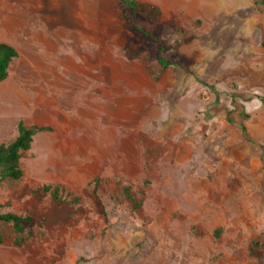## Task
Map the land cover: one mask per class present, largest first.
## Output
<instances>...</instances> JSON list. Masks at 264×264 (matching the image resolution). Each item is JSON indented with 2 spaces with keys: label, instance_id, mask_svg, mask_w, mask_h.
I'll list each match as a JSON object with an SVG mask.
<instances>
[{
  "label": "rangeland",
  "instance_id": "374dc122",
  "mask_svg": "<svg viewBox=\"0 0 264 264\" xmlns=\"http://www.w3.org/2000/svg\"><path fill=\"white\" fill-rule=\"evenodd\" d=\"M149 1L160 16L134 15L135 30L121 0H0V41L17 51L0 82V144L19 121L50 125L51 87L96 84L105 68L125 96L120 135L138 153L66 155L55 133L35 134L22 177L0 185V214L30 220L20 236L0 223V264L33 261L35 251L53 262L67 249L86 259L88 238L111 264H264V5ZM141 31L160 41L166 68ZM174 38L182 42L168 43ZM190 41L199 48L179 54ZM247 41L249 52L237 54ZM235 58H248V71ZM43 186L58 188L59 203Z\"/></svg>",
  "mask_w": 264,
  "mask_h": 264
},
{
  "label": "crops",
  "instance_id": "0c3cea01",
  "mask_svg": "<svg viewBox=\"0 0 264 264\" xmlns=\"http://www.w3.org/2000/svg\"><path fill=\"white\" fill-rule=\"evenodd\" d=\"M139 4L152 5L158 10V6L153 1L140 0ZM160 12V10H159ZM168 28V26L166 27ZM181 38V37H180ZM182 41L179 38H174L168 43L178 44ZM0 43H5L0 41ZM187 48L178 47V53L183 54L194 52L199 47L195 41L186 42ZM240 44V45H239ZM9 45V44H8ZM104 49V48H103ZM235 51L241 53L249 52L250 45L246 43H238L235 46ZM241 51V52H240ZM63 53L72 56L73 51L70 47L64 49ZM105 59V49L103 51ZM233 66L238 70H247L249 59H233ZM80 75V71H76ZM106 69H98V79L95 84H62L57 83L51 87L50 102H51V117L50 125L48 127L51 133H55L56 139L61 150L68 151L65 154L73 156H104V157H121L123 155H138L136 144L132 143L127 138L120 135V105L123 100L122 85L117 83L113 78H106ZM248 73V72H247ZM243 76V75H242ZM248 74L242 77L241 80L248 82ZM244 86V83H241ZM127 99V98H126ZM72 103V109L69 104ZM65 107V109L63 108ZM123 140L127 143H123ZM66 141V143H65ZM70 141V142H68ZM87 142V144L85 143ZM94 143V144H91ZM92 151H87L86 148ZM82 148L83 151L80 150ZM79 149V150H78ZM78 150V151H77ZM115 170L120 174L119 167L121 161L115 160ZM92 164L98 165L92 160ZM112 166V164H110ZM99 170V169H98ZM103 170V169H102ZM100 170V171H102ZM109 168L104 166V172L109 171ZM118 174V175H119ZM116 177V176H114ZM57 185V184H55ZM55 187V186H54ZM79 227L72 229V232L78 235L80 233ZM17 236V235H16ZM20 236V235H19ZM79 238V237H78ZM87 241L91 242V251L86 259H81L80 256L75 255L71 249H67L61 255V258L53 262L43 261L40 255L36 253L32 256L33 261L23 259L19 264H111L109 256L104 255L102 247L98 245V240L90 238ZM18 246V245H16ZM39 252V251H38ZM115 260H113L114 264Z\"/></svg>",
  "mask_w": 264,
  "mask_h": 264
},
{
  "label": "trees",
  "instance_id": "16d2710c",
  "mask_svg": "<svg viewBox=\"0 0 264 264\" xmlns=\"http://www.w3.org/2000/svg\"><path fill=\"white\" fill-rule=\"evenodd\" d=\"M123 7L129 9V11L122 10L121 17L125 22V26L128 29L139 30L134 21L133 16L139 15L147 21L156 20L159 18V10L152 5L138 4L136 0H121ZM260 3L264 5V0H260ZM143 36H149L151 40L158 44V49L156 53V61L162 67L166 68L170 63L165 61L161 56L163 48L160 44V41L153 36H151L146 31H141ZM132 54H139L141 51H131ZM17 57V51L10 45L5 43H0V82L5 80L7 77V70L10 62ZM259 101L264 104V96L259 98ZM17 134L15 138L7 143L0 144V185L3 181L10 180H19L22 177V170L20 168V158L23 152H26L30 149L33 136L39 132L48 131V127L40 126H26L23 121L17 123ZM242 133H245V129L240 125ZM44 192H50L52 199L59 203L57 199L58 188L43 186ZM30 220L27 217H22L14 213H2L0 214V223L9 224L15 235L19 236L25 233V228L23 226L24 222H29ZM257 244H252V248ZM251 249V255H257L255 251Z\"/></svg>",
  "mask_w": 264,
  "mask_h": 264
}]
</instances>
